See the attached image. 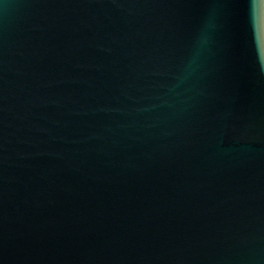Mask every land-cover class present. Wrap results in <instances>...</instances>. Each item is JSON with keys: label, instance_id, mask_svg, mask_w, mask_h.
<instances>
[{"label": "water", "instance_id": "water-1", "mask_svg": "<svg viewBox=\"0 0 264 264\" xmlns=\"http://www.w3.org/2000/svg\"><path fill=\"white\" fill-rule=\"evenodd\" d=\"M0 264H264V0H0Z\"/></svg>", "mask_w": 264, "mask_h": 264}]
</instances>
